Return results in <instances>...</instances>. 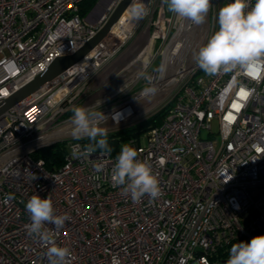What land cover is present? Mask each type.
<instances>
[{
  "label": "built area",
  "instance_id": "obj_1",
  "mask_svg": "<svg viewBox=\"0 0 264 264\" xmlns=\"http://www.w3.org/2000/svg\"><path fill=\"white\" fill-rule=\"evenodd\" d=\"M83 1L0 0V103L56 56L80 48L120 0H108L93 21L96 2L83 17ZM141 2L150 9L147 17L129 22L130 0L82 59L0 112V264H48L47 246L26 228L25 205L33 195L51 198L55 214L69 217L60 229L46 225L55 245L70 250L65 264H113V257L118 264H226L233 244L264 235V78L241 71L209 76L193 56L218 30V12L232 0H211L202 25L169 12L162 0ZM127 42L138 48L129 82L140 87L113 105H87L82 82ZM152 85L157 93L143 95ZM75 106L103 112L100 127L130 126L134 117L166 108L144 131L145 143L142 134L123 141L151 164L158 198L135 202L111 180L119 153L103 157L99 171L93 167L99 152L73 155L75 145L87 144L71 134ZM60 141L63 161L48 169L34 153Z\"/></svg>",
  "mask_w": 264,
  "mask_h": 264
},
{
  "label": "clouds",
  "instance_id": "obj_2",
  "mask_svg": "<svg viewBox=\"0 0 264 264\" xmlns=\"http://www.w3.org/2000/svg\"><path fill=\"white\" fill-rule=\"evenodd\" d=\"M169 12L184 18L194 25H202L210 10L211 0H162ZM150 9L141 0H131L128 8L129 22H139L149 15ZM219 25L207 40L193 53L197 66L207 75L241 71L249 78L259 81L264 78V0H255L249 5V0H232L218 12ZM163 66L160 72L163 73ZM140 77L152 84V78L144 72ZM158 89L155 85L145 87L143 95H155ZM90 107L75 106L72 108V136L76 140L87 139L89 143L83 147L75 145L73 155L90 158L99 152V162L93 167L98 171L103 168V157L112 152L107 138V129L100 127L105 117L103 112L90 111ZM120 113L112 119L119 123ZM135 148L124 145L116 158L111 171V180L122 186L126 195L139 202L148 196L155 200L161 195L158 177L147 160L138 158ZM7 202V201H5ZM30 216L26 226L30 236L47 246L48 264H65L70 255L67 247L55 245L53 233L46 225H54L56 229L64 226L69 220L67 215H56L51 198H41L33 195L25 205ZM113 264H118L113 257ZM226 264H264V235L255 236L249 242H239L231 246Z\"/></svg>",
  "mask_w": 264,
  "mask_h": 264
},
{
  "label": "rangeland",
  "instance_id": "obj_3",
  "mask_svg": "<svg viewBox=\"0 0 264 264\" xmlns=\"http://www.w3.org/2000/svg\"><path fill=\"white\" fill-rule=\"evenodd\" d=\"M107 1L108 0H96L95 10L92 12V14L89 17L90 19H92V21L95 20L96 16L101 11L102 7L106 4ZM88 11L85 13V15H83V17L88 14ZM146 41H147V37H144V39L142 40V45L146 43ZM129 42H127L124 46H122L115 55L108 58L104 63H102V65L98 67V69L93 70L87 76V79H85L82 82L83 85L82 101L84 100V102L87 105H94L93 107L97 109H101L109 104L113 105L115 102L118 101V99L120 101H123L127 96L130 95L132 91L140 87L138 84L132 86L131 83L129 82V78L131 74H133L135 70L138 68V65L136 63L130 64V61H132L133 58L135 57L138 48L132 51L131 49L133 47L132 45H129L131 43ZM132 44L136 45V43H132ZM120 88H125V89H123L117 95L113 94ZM150 102L151 101L144 100L141 101V104H148ZM90 111H94V110H90ZM147 115L148 114H141L137 117H134L129 122L130 123L129 125L131 124L135 125L138 122L145 120L148 117ZM124 126H128V125L121 124V126H110L108 124V125H103L102 128L107 129V134H108L111 132H118L126 128ZM212 129L213 131H217L216 120L212 121ZM140 134H142L143 136L140 137L139 141L140 143L143 144L145 143L144 131L141 132ZM201 136L206 137L207 130L203 129L201 131ZM122 146H124V142L119 144L118 153H120Z\"/></svg>",
  "mask_w": 264,
  "mask_h": 264
},
{
  "label": "water",
  "instance_id": "obj_4",
  "mask_svg": "<svg viewBox=\"0 0 264 264\" xmlns=\"http://www.w3.org/2000/svg\"><path fill=\"white\" fill-rule=\"evenodd\" d=\"M129 2L130 0H120L103 25L80 48L71 54L56 56L42 72L5 98L0 103V112L10 107L29 93L36 91L52 78L80 60L109 31Z\"/></svg>",
  "mask_w": 264,
  "mask_h": 264
},
{
  "label": "trees",
  "instance_id": "obj_5",
  "mask_svg": "<svg viewBox=\"0 0 264 264\" xmlns=\"http://www.w3.org/2000/svg\"><path fill=\"white\" fill-rule=\"evenodd\" d=\"M96 0H84L80 4V15H85V13L94 5ZM165 109L158 110L152 115L148 116L145 120L138 122L135 125H130L118 132H111L107 134L109 146L112 148L111 154H118L119 144L125 141L129 137H137L141 132L147 130L149 127L160 122ZM87 143L89 141L86 139ZM65 153V142H55L51 145L41 147L38 149L34 156H40L44 159L45 165L48 169H53L59 166L63 161V155Z\"/></svg>",
  "mask_w": 264,
  "mask_h": 264
},
{
  "label": "snow or ice",
  "instance_id": "obj_6",
  "mask_svg": "<svg viewBox=\"0 0 264 264\" xmlns=\"http://www.w3.org/2000/svg\"><path fill=\"white\" fill-rule=\"evenodd\" d=\"M239 95H240V97L242 99H245L247 97L248 93L246 91L241 90V92L239 93ZM236 107H239V105H236Z\"/></svg>",
  "mask_w": 264,
  "mask_h": 264
},
{
  "label": "bare ground",
  "instance_id": "obj_7",
  "mask_svg": "<svg viewBox=\"0 0 264 264\" xmlns=\"http://www.w3.org/2000/svg\"><path fill=\"white\" fill-rule=\"evenodd\" d=\"M127 9L124 10V12L126 13ZM82 59V58H81Z\"/></svg>",
  "mask_w": 264,
  "mask_h": 264
}]
</instances>
